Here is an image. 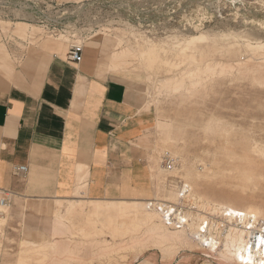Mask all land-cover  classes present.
<instances>
[{
	"label": "rangeland",
	"instance_id": "obj_1",
	"mask_svg": "<svg viewBox=\"0 0 264 264\" xmlns=\"http://www.w3.org/2000/svg\"><path fill=\"white\" fill-rule=\"evenodd\" d=\"M0 20L10 22V28L0 25V44L7 48L9 40L22 50L20 41L34 42L33 38L52 34L68 41L123 33L132 43L143 42L145 55L150 56L145 58L146 64L150 61L153 66L140 69L138 75L113 72L141 101L148 141L145 152L156 173L145 189L158 186L157 198L174 202L176 189L168 184L182 179L186 187L211 202L241 209L254 206L260 211L258 217H264V0H0ZM16 22L34 25L35 34L12 32ZM166 38H172V47L161 45ZM157 48L160 55L154 52ZM207 67L211 70L194 78L186 73ZM181 77L182 85L176 87L175 80ZM145 104L148 109L143 108ZM219 123L226 130L215 132ZM166 152L175 163L171 172L161 167ZM196 172L199 177L194 180ZM81 196L86 195L70 198ZM189 198L183 204L186 209ZM80 200L85 204L12 194L9 205L0 209L5 218L0 227V251L16 252L23 236L29 237L23 235L27 229H36L43 236L57 227L55 219L69 213L78 218L81 209L91 210V199ZM38 203H50L53 211L31 208ZM118 203L99 204L105 212L95 210L116 215ZM206 207L197 209L205 214ZM121 252L109 258L112 264H137L144 258L153 264H167L156 249L144 252L138 261L131 253L121 260ZM182 254L188 257L185 264H225L197 250H184L169 264H177ZM86 257L89 260V255ZM105 258L92 259L93 264H107Z\"/></svg>",
	"mask_w": 264,
	"mask_h": 264
},
{
	"label": "crops",
	"instance_id": "obj_2",
	"mask_svg": "<svg viewBox=\"0 0 264 264\" xmlns=\"http://www.w3.org/2000/svg\"><path fill=\"white\" fill-rule=\"evenodd\" d=\"M33 39L20 41L22 50L14 40L8 48L0 44V188L25 199H91L89 211L105 202L156 198L160 187L145 189L156 173L145 152L141 101L115 73L138 75L153 66L146 64L143 42L132 43L123 33L94 34L83 41L81 60L73 62L68 41ZM162 40V46H173L172 38ZM18 166L26 170L17 172ZM77 194L86 196L70 198ZM49 204L30 206L48 213ZM27 230L16 252L1 250L0 256L14 262L19 251L39 244L38 230Z\"/></svg>",
	"mask_w": 264,
	"mask_h": 264
},
{
	"label": "bare ground",
	"instance_id": "obj_3",
	"mask_svg": "<svg viewBox=\"0 0 264 264\" xmlns=\"http://www.w3.org/2000/svg\"><path fill=\"white\" fill-rule=\"evenodd\" d=\"M9 23V21L0 20L3 28H10ZM34 28V25L16 22L11 31L16 34L26 32L35 34L33 31L36 28ZM205 70L211 69H189L186 73L188 77L194 78ZM182 79L181 77L175 80L176 87L182 83L184 80ZM214 128L215 132H219L226 130L227 127L219 123ZM161 167L164 171L171 172L175 169V163L173 162L172 167L168 169L161 161ZM198 177L199 173L196 172L193 179L197 180ZM176 179L168 184L176 189L174 202L157 197L119 201L115 208L116 215L102 213L106 210H102L98 204L96 207L102 211L81 209L82 215L78 218L69 213L55 219L57 227L47 235L41 236L43 242L19 253L12 263L0 256V264H93L92 259L106 257L109 260L119 251H123L120 255L121 260H125L127 254L131 253L138 261L144 252L154 249L159 251L162 260L167 264L174 261L176 256L184 250L208 253L225 264H248L243 263V259L256 264L253 259L255 254L253 249L245 254L244 247L248 231L238 224L243 222L246 224L252 219L264 225V217H258L259 209L254 206L241 209L211 202L186 187L182 179L178 181ZM188 198L190 201L186 209L183 204ZM202 205L207 206L205 214H201V211L197 209ZM192 207L196 209L192 210ZM0 209L3 208L0 207ZM3 217L0 216L1 221ZM76 234L79 235L78 240ZM32 237L36 238V235L32 234ZM48 238L51 239L47 240ZM87 255L89 260H86ZM111 260L107 261V264H112ZM187 260L188 257L182 254L177 264H185ZM136 263L153 264L148 258Z\"/></svg>",
	"mask_w": 264,
	"mask_h": 264
},
{
	"label": "built area",
	"instance_id": "obj_4",
	"mask_svg": "<svg viewBox=\"0 0 264 264\" xmlns=\"http://www.w3.org/2000/svg\"><path fill=\"white\" fill-rule=\"evenodd\" d=\"M174 1V0H169ZM57 36L58 34H52L51 36ZM93 35V34H92ZM91 36V35H90ZM59 37V36H57ZM89 37V36H88ZM86 39V38H85ZM85 39H69L68 40V59L73 62H79L82 58V44ZM174 160L171 157L170 154H165L162 159L163 165L170 169L172 167ZM26 170L25 166H18L17 172H24ZM12 192L8 189L0 188V207L4 208L7 207L11 201ZM2 212L0 211V215ZM242 214V213H240ZM240 227L244 228L248 231V235L246 238L245 243V254H248V252L253 249L255 251V254L253 255V259L255 260L256 264H263L264 263V225H262L258 221H253L252 219L245 224L239 223ZM243 263H248L247 259L242 260Z\"/></svg>",
	"mask_w": 264,
	"mask_h": 264
}]
</instances>
